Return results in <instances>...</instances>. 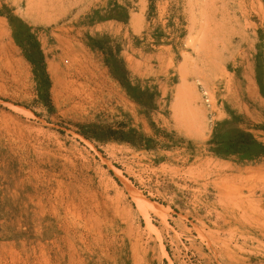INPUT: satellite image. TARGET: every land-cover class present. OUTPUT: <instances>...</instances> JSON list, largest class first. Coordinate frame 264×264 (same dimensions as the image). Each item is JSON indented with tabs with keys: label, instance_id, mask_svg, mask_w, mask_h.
Masks as SVG:
<instances>
[{
	"label": "rangeland",
	"instance_id": "obj_1",
	"mask_svg": "<svg viewBox=\"0 0 264 264\" xmlns=\"http://www.w3.org/2000/svg\"><path fill=\"white\" fill-rule=\"evenodd\" d=\"M225 123L264 145V0H0V264H264Z\"/></svg>",
	"mask_w": 264,
	"mask_h": 264
},
{
	"label": "trees",
	"instance_id": "obj_2",
	"mask_svg": "<svg viewBox=\"0 0 264 264\" xmlns=\"http://www.w3.org/2000/svg\"><path fill=\"white\" fill-rule=\"evenodd\" d=\"M39 55V63H40V72L42 75V81L48 83L47 74L45 72L43 58L41 53L37 52ZM118 64H122L118 63ZM109 66V65H108ZM116 70V69H115ZM122 78H126L127 73L122 67L121 69ZM120 79V77H118ZM128 87V85H127ZM129 88V87H128ZM144 93H141L137 97V101L140 102V97H142ZM46 100L48 99V94L46 92ZM231 123H225L223 128H219L213 134L212 140L209 142L212 145L211 151L218 156L228 157L237 155L240 159H254L264 155V145L258 143L255 138L249 134L242 132L233 126H229Z\"/></svg>",
	"mask_w": 264,
	"mask_h": 264
},
{
	"label": "bare ground",
	"instance_id": "obj_3",
	"mask_svg": "<svg viewBox=\"0 0 264 264\" xmlns=\"http://www.w3.org/2000/svg\"><path fill=\"white\" fill-rule=\"evenodd\" d=\"M59 183V182H58ZM60 184V183H59ZM56 190L58 189V187L57 188H55ZM54 189V190H55ZM61 189V188H60ZM7 190V189H6ZM50 191H51V189H50ZM57 193V192H56ZM62 193V192H61ZM42 194V193H41ZM63 194V193H62ZM2 195V194H1ZM7 195V194H6ZM45 195V194H44ZM33 196V195H32ZM32 196H30V197H32ZM40 196V195H39ZM53 196V195H52ZM28 197V196H27ZM23 198V197H22ZM53 198V197H52ZM60 198V197H59ZM21 199V198H20ZM24 199V198H23ZM46 199V198H45ZM25 200V199H24ZM35 200V199H34ZM38 200V199H37ZM36 201V200H35ZM59 201V200H58ZM63 201V200H62ZM55 203H56V201H54ZM38 203H40V202H37V204ZM66 203H68V202H66ZM41 204V203H40ZM18 205V204H17ZM51 206H52V204H51ZM72 207H74V206H72ZM16 208V207H15ZM14 209V208H13ZM32 209V208H31ZM54 209V208H53ZM34 210V209H33ZM68 210V209H67ZM15 211V210H14ZM30 212V211H29ZM15 214V213H14ZM41 214V213H40ZM78 214V213H77ZM76 214V215H77ZM16 215V214H15ZM74 215V214H73ZM22 217V216H21ZM28 218V217H27ZM41 219V218H40ZM79 219V218H78ZM38 221V220H37ZM40 221V220H39ZM30 223V222H29ZM32 223V222H31ZM35 223V222H34ZM41 223V222H40ZM33 225V224H32ZM41 226V225H40ZM39 229V228H38ZM30 230H32L31 228H30ZM35 230H37V229H35ZM38 237V236H37ZM37 239V238H36Z\"/></svg>",
	"mask_w": 264,
	"mask_h": 264
},
{
	"label": "built area",
	"instance_id": "obj_4",
	"mask_svg": "<svg viewBox=\"0 0 264 264\" xmlns=\"http://www.w3.org/2000/svg\"><path fill=\"white\" fill-rule=\"evenodd\" d=\"M202 97L204 98V104L207 108H210V101H209V98H208V95L206 92H203L202 93Z\"/></svg>",
	"mask_w": 264,
	"mask_h": 264
}]
</instances>
